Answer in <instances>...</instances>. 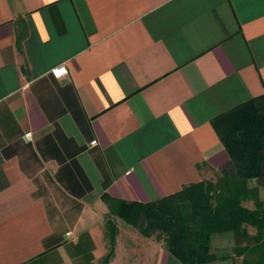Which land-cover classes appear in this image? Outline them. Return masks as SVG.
<instances>
[{
    "label": "crops",
    "instance_id": "obj_1",
    "mask_svg": "<svg viewBox=\"0 0 264 264\" xmlns=\"http://www.w3.org/2000/svg\"><path fill=\"white\" fill-rule=\"evenodd\" d=\"M262 94L264 0H0V264H102L104 195L215 179L212 119ZM112 218L109 264H182Z\"/></svg>",
    "mask_w": 264,
    "mask_h": 264
},
{
    "label": "trees",
    "instance_id": "obj_2",
    "mask_svg": "<svg viewBox=\"0 0 264 264\" xmlns=\"http://www.w3.org/2000/svg\"><path fill=\"white\" fill-rule=\"evenodd\" d=\"M212 125L230 156L215 179L189 183L152 202L104 195L110 217L109 251L102 264L115 255L119 229L113 215L146 236L156 235L182 264L223 259L212 251V242L227 233L235 237L233 253L240 264H264V94L217 115Z\"/></svg>",
    "mask_w": 264,
    "mask_h": 264
},
{
    "label": "rangeland",
    "instance_id": "obj_3",
    "mask_svg": "<svg viewBox=\"0 0 264 264\" xmlns=\"http://www.w3.org/2000/svg\"><path fill=\"white\" fill-rule=\"evenodd\" d=\"M218 175V174H217ZM261 197L264 199V190H261ZM252 206L251 202L247 203ZM251 232L255 231L251 229ZM235 246V237L232 233L215 236L212 242V251L223 257V259L213 264H240L241 258L236 257L233 253Z\"/></svg>",
    "mask_w": 264,
    "mask_h": 264
},
{
    "label": "built area",
    "instance_id": "obj_4",
    "mask_svg": "<svg viewBox=\"0 0 264 264\" xmlns=\"http://www.w3.org/2000/svg\"><path fill=\"white\" fill-rule=\"evenodd\" d=\"M51 72L55 77L61 78L65 75H67L69 73V70L65 64H62V65H59L57 67H54ZM30 136H31V132L26 133V137H30ZM92 143L95 144L96 141H93Z\"/></svg>",
    "mask_w": 264,
    "mask_h": 264
}]
</instances>
